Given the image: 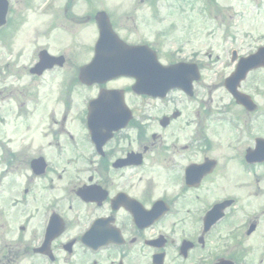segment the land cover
Listing matches in <instances>:
<instances>
[{
    "label": "flooded vegetation",
    "instance_id": "1",
    "mask_svg": "<svg viewBox=\"0 0 264 264\" xmlns=\"http://www.w3.org/2000/svg\"><path fill=\"white\" fill-rule=\"evenodd\" d=\"M16 3L8 35L22 34L33 11L38 20L52 15L51 40L59 36L63 46L46 44L18 70L39 87L11 103L20 138H0V264H264V82L249 80L264 67L240 89L253 102L244 107L229 96L211 108L199 54L179 45L162 56L163 33L144 38L132 17L139 35L132 40L108 13L124 41L147 45L163 64L195 66L184 67L183 88L164 97L144 92L134 77L84 84L79 71L93 58L95 14L106 2ZM236 40L232 70L264 45L254 49L250 40L240 52ZM43 49L61 61L32 74ZM141 60L153 57L146 51ZM100 94L104 110L91 104Z\"/></svg>",
    "mask_w": 264,
    "mask_h": 264
},
{
    "label": "rangeland",
    "instance_id": "2",
    "mask_svg": "<svg viewBox=\"0 0 264 264\" xmlns=\"http://www.w3.org/2000/svg\"><path fill=\"white\" fill-rule=\"evenodd\" d=\"M16 1L13 0V7L18 14L19 7ZM78 2L74 6L78 9L77 11L81 9ZM103 2H107L104 5L107 11H113L114 21L119 28H122V35L128 34L132 40L139 37L135 35V28L130 21L133 17L137 23H141L139 31L140 34L145 33L142 34L144 38L152 40L154 29L156 33H163L162 56L166 55V51H172L179 45H181L179 50L186 55L192 52V54H199L207 63L202 74L201 87L204 88L205 103L211 108L219 103L228 102L229 96H226L225 91L221 89L223 77L219 75L229 73L232 68L228 61L231 42L237 39L234 42V48L240 52L250 49L248 46L250 40H252L250 44L253 48L264 42V0H178L175 4L170 0H103ZM133 6L138 8L132 10ZM182 10L185 12L182 13ZM233 11L237 13V16L230 21L229 15ZM50 17L52 15L38 20L35 16H30L22 35L19 32V35L14 37L13 35L4 36L5 44L0 40V63L4 68L7 65L0 78V98L5 97L3 101H0V112L3 117L5 116L3 123L0 124L2 140L7 138H11L12 141L18 140L21 135L20 118L13 116V112H10L12 111L11 103L16 99L20 100L21 94L30 96L39 87L35 78L29 75L23 76L18 70L27 58L28 64L32 62L36 49L45 47L46 44L52 49L63 46L59 36L51 40L56 30H53L52 25L48 26L50 21L46 18ZM138 18H140L139 22ZM155 19L159 21H154ZM62 20V24L68 23ZM60 25L57 26L61 27ZM48 29L51 32L44 35ZM7 33L5 32L4 35ZM11 40L12 45L9 44ZM158 43L160 44L161 41ZM249 80L264 82V74L252 75ZM249 80L241 84L243 89H248ZM48 88L43 85L40 90L47 91Z\"/></svg>",
    "mask_w": 264,
    "mask_h": 264
},
{
    "label": "water",
    "instance_id": "3",
    "mask_svg": "<svg viewBox=\"0 0 264 264\" xmlns=\"http://www.w3.org/2000/svg\"><path fill=\"white\" fill-rule=\"evenodd\" d=\"M5 13H6L5 0H0V24L4 21ZM248 68H249L248 62L244 63V65L240 68V71H239L236 79L243 77L245 72L248 70ZM81 77H83V76H81ZM235 84H236V82H235Z\"/></svg>",
    "mask_w": 264,
    "mask_h": 264
}]
</instances>
